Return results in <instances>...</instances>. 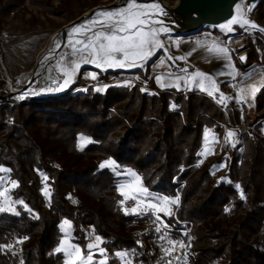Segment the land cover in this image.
Instances as JSON below:
<instances>
[{
    "label": "trees",
    "instance_id": "obj_1",
    "mask_svg": "<svg viewBox=\"0 0 264 264\" xmlns=\"http://www.w3.org/2000/svg\"><path fill=\"white\" fill-rule=\"evenodd\" d=\"M26 2L41 4L68 22L99 5L98 0H62V8L55 10L50 0H0V16ZM261 2L254 11L258 20L264 19ZM263 59L253 47L246 63L264 65ZM78 86L54 97L15 101L0 80V165L16 182L12 197L26 206L18 207L16 215L0 212V264H63L57 251L63 220L70 223L72 240L82 250L87 244L85 228L103 239L105 253L112 257L106 264H120L114 253L122 250L153 264L141 235L133 234L134 219L121 211L124 198L116 176L98 165L107 158L133 169L144 187L157 195L174 197V177L184 182L176 217L196 227L191 233L194 243L213 232L233 198L244 208L233 229L220 233L223 241L217 247L199 249L194 256L186 252L189 264L218 259L222 264H264V137H239L232 155L224 157L227 182L216 183L212 164L197 165L204 129L214 128L221 135L222 123L240 122L239 111L195 94H148L139 84L71 94ZM263 108L264 88L256 111ZM81 137L88 141L83 148L78 145ZM45 176L47 202L42 193ZM237 185L245 204L236 197ZM259 243L262 252L254 246Z\"/></svg>",
    "mask_w": 264,
    "mask_h": 264
},
{
    "label": "rangeland",
    "instance_id": "obj_2",
    "mask_svg": "<svg viewBox=\"0 0 264 264\" xmlns=\"http://www.w3.org/2000/svg\"><path fill=\"white\" fill-rule=\"evenodd\" d=\"M6 1L7 0H3L4 3ZM112 1L113 0H98V4L105 5ZM165 1L168 3H173L174 0ZM50 2L55 10H60V8H62V0H50ZM260 2L264 4V0H259L258 4ZM254 17L258 20L255 15ZM258 21L264 25V19ZM67 23V20L60 16H57V14H51L47 12L41 4L38 5L27 2L19 10L8 15L0 16V80L5 82L6 90L9 89V87H12L14 89L22 88L33 74L35 66L38 63L39 59L41 62L39 64L38 71H40L45 65H47L48 68V63L52 57H49L47 59L45 65L43 64V61L46 54L48 53L46 51H48L52 46V42L50 41L51 36L59 28ZM234 35V37L240 38V47L242 49L248 48V50H246V53H248V51H250L253 47H256L257 53L260 55V59H262L264 49L263 31L255 30L250 26H239L236 28V32ZM211 36L219 39H225L229 35L218 31L202 30L197 35H194L192 37L196 38ZM166 41L167 46H170L174 41H178V39L169 37ZM166 52V50L163 51L154 62L160 60L161 57L165 56ZM93 64L94 63L92 62V57L88 54V52H83L77 55H68L67 52H63L59 56L57 62L52 65V69L55 71L56 75L59 78L58 85L37 89V84H34L27 92L20 95H13L11 97H13L15 101H22L30 98L54 97L67 92L73 86V84H77L79 86L76 87L71 92V94L86 92L90 89H92L93 91L103 92L108 87H132L135 84L140 85V89L142 92L148 94L157 93L156 91H152L150 89H144V86L149 88V84L153 80L150 66L144 68L139 74L104 75L93 68L80 70L83 66H91ZM46 74L48 76V79H50L49 70ZM65 80H67L68 83H65ZM217 105L219 104L217 103ZM262 115H264V112L250 113L247 118L242 117L238 124H244V126H253L254 135L264 137V118L258 120V117ZM206 131L210 132V141H208L209 145L207 148H205V150L201 151L200 148L197 151L199 155V157H197V164L198 166L202 164H212V174L216 180V183L227 182V179L225 177L226 162L224 161V157L226 156L225 154L217 155L215 147L212 145L213 143L219 142L220 133H217L214 128H205L204 132ZM80 144L81 140L79 141L78 145L79 148H83L87 143L84 144L83 147H81ZM219 159H222V161L217 162V160ZM108 160L112 159L107 158L100 160L98 162L99 167L102 163H105ZM0 168L7 170L0 171V193H3V195H0V208L4 209L0 212H6L16 215L19 213L18 207L26 209V206L21 201L15 200L12 197V191L16 186H13V182H15V180L11 177L9 169L1 165ZM103 168H108L116 176L118 192L120 193L121 197L124 198V200L125 196L121 194L122 186L124 187V191L128 195L127 199L134 200L143 204H148L152 207L154 206L153 208H155V211L161 217L170 220L171 217L176 214L179 206V199L175 204L171 203V201L176 200L178 198L177 195L172 197L157 195L155 193L149 192L148 189L144 187L141 177L129 167L118 166L114 162L113 165H106ZM131 173H135V176H132ZM136 177H139L138 182L136 180ZM42 180L44 183L42 193L45 196L47 202L49 199V187L45 183L46 180L44 178ZM129 186H137V190L131 191L129 189ZM139 188L146 189L147 192L141 193L138 190ZM236 190V197L242 199L245 204L246 198L244 196L243 198H241V189L236 187ZM45 191H47L48 195H45ZM165 201H168V203H165ZM234 202L235 200L233 198L225 207V216L223 217V219H220L214 223L215 225L212 228L213 232L209 233L204 241L194 243L195 237L191 233L196 229V227H194V225L192 224V230L184 241L185 251L188 252L189 255L194 256L199 249H203L206 247H217L218 243H222L223 240L221 238H218L220 233L232 230L234 223L244 212V208L239 206L238 203ZM122 204L123 200L120 202L121 211L125 215H128V212L124 210ZM65 221L67 220H63L60 224L62 237L57 249L61 248L64 241H67V244L64 245L65 248H67L68 245H71L72 249L79 248L81 260L76 261V264H106L112 259V257L108 256L105 253V249L102 246L103 239L100 236L96 235L92 228H85L87 244L86 250H82L79 245L73 242L71 236V225L68 221L67 225H65ZM131 228L133 229L134 235H141L140 225L135 220L131 224ZM97 237L100 238L99 241L97 240ZM141 239L142 237H140V241ZM141 243L143 244V241H141ZM90 244L93 245L91 249H89L88 247ZM254 246L260 248V243L256 245L254 244ZM259 251L262 252L263 250L260 248ZM58 252H60L64 257L63 264H69L71 258L66 254V252ZM119 253H123V255H118ZM73 256H75L74 251ZM114 257L120 264H143L137 259L132 250H122L115 252ZM222 263L223 262L218 259L212 264ZM238 264L241 263L238 262Z\"/></svg>",
    "mask_w": 264,
    "mask_h": 264
},
{
    "label": "crops",
    "instance_id": "obj_3",
    "mask_svg": "<svg viewBox=\"0 0 264 264\" xmlns=\"http://www.w3.org/2000/svg\"><path fill=\"white\" fill-rule=\"evenodd\" d=\"M192 36L170 37L178 39L170 46L166 41L165 56L149 65L154 85L149 89L207 97L224 109L230 105L231 109L239 111L240 119L250 113L264 112V108L256 111L257 97L264 88V65L255 61L246 63L247 53L240 47V38L235 35L225 39ZM196 73L203 75L196 76ZM201 79L204 90L200 86ZM209 134V131L204 132L201 151L209 145Z\"/></svg>",
    "mask_w": 264,
    "mask_h": 264
},
{
    "label": "water",
    "instance_id": "obj_4",
    "mask_svg": "<svg viewBox=\"0 0 264 264\" xmlns=\"http://www.w3.org/2000/svg\"><path fill=\"white\" fill-rule=\"evenodd\" d=\"M138 2L144 4L157 3L163 9V14L154 17V19H158L161 23L151 25L152 28L166 29V31H160L156 37L161 46L153 48L151 54L146 59H138L135 62V66H132L129 62V66L126 67H108L103 64L98 67L94 63L91 66H83L80 70L93 68L104 75L136 74L151 65L166 50V38L188 37L198 34L202 30L218 31L233 36L236 28L241 26L240 23L232 24V31H228L222 27L233 18H237L238 20L247 19L251 24L256 25L255 30L261 31V29H264V25L254 17V11L259 0H174L173 3H168L165 0H138ZM126 4L127 0H113L105 5L95 6L59 28L51 36L50 41L52 42V46L46 51L53 50V56L48 63V68L44 71H38L41 62L39 59L28 82L20 89L9 87L6 90L7 96L23 94L34 84H37V89L58 85L59 78L52 69V65L57 62L59 56L63 52H67L68 55L83 53L81 51H74V48L80 49L83 46L82 44H76V41L87 43L88 39L94 37L96 32L109 31L107 28H103L100 23H91L93 20L100 21L104 19L97 17L95 14L100 11H116L125 7ZM151 11L155 12L156 10ZM76 27L80 28V32L72 33L70 30ZM117 55L119 57V54ZM48 70L50 79H48L46 74Z\"/></svg>",
    "mask_w": 264,
    "mask_h": 264
},
{
    "label": "snow or ice",
    "instance_id": "obj_5",
    "mask_svg": "<svg viewBox=\"0 0 264 264\" xmlns=\"http://www.w3.org/2000/svg\"><path fill=\"white\" fill-rule=\"evenodd\" d=\"M151 10L156 11L153 12ZM161 14H163V9L159 4H144L139 3L138 0H127L126 6L116 11L97 12L95 15L104 19L100 21L93 20L91 23H100L103 28H107L109 31L96 32L94 37L88 39L87 43L76 41V44H82L83 46L80 49L74 48V51L88 52L92 57V62L96 63L98 67L102 66V64L107 65L108 67H126L129 66V62L132 66H135V62L138 59H146L151 54L153 48L161 46L156 37L160 31H166V29H156L151 27L152 24L161 23L158 19H154L155 16ZM235 23H240L241 27L244 25H250L253 28L256 27L255 24H251L247 19L238 20L237 18H233L228 24H225L222 27L228 31H232L233 29L231 28V25ZM70 31L72 33H78L80 32V28L76 27ZM261 31H264V29H261ZM217 51L224 52L225 50L217 49ZM117 54H119V57ZM177 59L180 58L177 57ZM241 59H243V57ZM202 75L203 74L201 73H196V76ZM65 83H68V81L65 80ZM200 86L201 89L204 90L203 79H201ZM255 90V88L251 89L253 93ZM221 102H223V97H221ZM232 136L233 133L229 132L228 137L230 138ZM80 140L81 147L88 143L83 137H81ZM113 163L112 160H108L105 163H102L100 167L103 168L106 165L110 166L113 165ZM0 171L7 170L0 168ZM131 175L135 176V173H131ZM44 179L47 180V177L45 176ZM136 180L138 182L139 177H136ZM13 186H16L15 182H13ZM236 187L239 188V185ZM129 189L131 191H136L137 186H129ZM138 190L141 193L147 192V190L143 188H139ZM121 194L125 196V199L128 198L123 186L121 187ZM0 195H3V193H0ZM45 195H48L47 191H45ZM241 198H243V193H241ZM177 202L178 198L171 201L173 204ZM165 203H168V201H165ZM3 210V208H0V211ZM132 211L135 212L136 209L134 208ZM157 219H159V217H157ZM64 223L67 225L68 222L65 221ZM157 231H159V228H157ZM99 239L100 238L97 237L98 241ZM66 244L67 241H64L61 248H58L57 251H65L71 258L69 264H76V261L81 260L80 249H72L71 245H68V247L65 248L64 245ZM88 247L91 249L93 245L90 244ZM73 251L75 252V256H73ZM118 255H123V253H119Z\"/></svg>",
    "mask_w": 264,
    "mask_h": 264
},
{
    "label": "built area",
    "instance_id": "obj_6",
    "mask_svg": "<svg viewBox=\"0 0 264 264\" xmlns=\"http://www.w3.org/2000/svg\"><path fill=\"white\" fill-rule=\"evenodd\" d=\"M262 71H264V67H262ZM144 89L148 90L149 88L144 86ZM229 132L233 133L230 138L228 137ZM242 135L252 138L254 136L253 126L234 125L228 120L222 123L220 140L213 145L216 154L231 156L234 146ZM196 157H199L198 153H196ZM176 178L174 177L173 183H178L175 191L178 199H180L178 190L184 187L185 183L177 182ZM122 205L124 210L128 212L127 214L140 225L142 241L153 264H189L184 241L192 230V223L179 220L176 214L167 220L158 215L152 206L134 200L125 199ZM134 208L136 209L135 212L132 211Z\"/></svg>",
    "mask_w": 264,
    "mask_h": 264
},
{
    "label": "bare ground",
    "instance_id": "obj_7",
    "mask_svg": "<svg viewBox=\"0 0 264 264\" xmlns=\"http://www.w3.org/2000/svg\"><path fill=\"white\" fill-rule=\"evenodd\" d=\"M52 56H53V50L49 51V52L46 54L45 59H44V61H43V64L45 65L46 62H47V59H48L49 57H52ZM46 68H47V65L43 66L42 69H41L40 71H44Z\"/></svg>",
    "mask_w": 264,
    "mask_h": 264
}]
</instances>
